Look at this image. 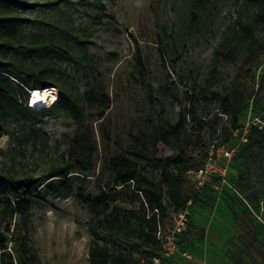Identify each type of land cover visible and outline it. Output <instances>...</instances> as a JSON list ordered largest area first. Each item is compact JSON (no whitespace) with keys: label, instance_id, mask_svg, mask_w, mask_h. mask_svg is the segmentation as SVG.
Returning a JSON list of instances; mask_svg holds the SVG:
<instances>
[{"label":"rangeland","instance_id":"1","mask_svg":"<svg viewBox=\"0 0 264 264\" xmlns=\"http://www.w3.org/2000/svg\"><path fill=\"white\" fill-rule=\"evenodd\" d=\"M50 1L27 0L25 24L56 22L68 29V37L89 36L75 81L80 91L93 87L108 95L111 106L98 120L99 108L84 105L81 123L62 110L48 112L24 128L31 132L23 141L14 138L20 129L9 127L0 137V166L43 179L67 160L69 143L78 137L76 156L89 159V170L75 180V188L94 195L112 184L107 161L137 145L136 138L157 156L171 154L173 142L159 140L153 146L152 139L162 126L175 123L180 112L189 113L181 137L200 166L213 143L214 150L223 145L232 156L216 163L226 170L225 186H220L216 168H206L207 179L196 202L188 204L186 226L176 239L179 252L163 262L264 264V53L251 67L254 83L240 86L253 95L235 124L218 114L216 101L198 97L203 88L221 93L236 88L232 80L246 44L243 25L264 36L263 0H60L47 5ZM46 88L56 98V88ZM199 120L204 122L201 130ZM252 141L257 144L250 147ZM159 173L146 167L143 175ZM188 179L193 185V172ZM131 194L121 191L116 204L137 206L127 201ZM91 216L75 192L35 202L30 237L41 263L90 264L86 222Z\"/></svg>","mask_w":264,"mask_h":264},{"label":"trees","instance_id":"2","mask_svg":"<svg viewBox=\"0 0 264 264\" xmlns=\"http://www.w3.org/2000/svg\"><path fill=\"white\" fill-rule=\"evenodd\" d=\"M26 1L0 0V137L7 135L9 127H14L20 129L14 138L23 141L31 132V129L24 130L25 127H33L48 112L56 110L68 113L81 123L82 107L86 104L99 108L97 119L103 120L111 106L108 95L93 87L80 91L74 77L86 58L84 46L89 36L68 37V29L56 22L43 27L34 21L25 24L27 20L22 17V11ZM58 1L47 5H57ZM242 36L246 44L232 80L236 88L226 93L203 88L198 94L204 100L216 101L218 114L229 116L232 124L238 121L245 101L253 95L250 89H240V86L247 81L254 83L251 67L264 53V36L259 37L251 25H243ZM47 86L57 90L54 101L46 107L30 106L31 90ZM188 116L189 113L180 112L175 123L162 126L152 139L153 146L159 140L166 144L173 142L175 148L171 154L157 156L136 138L137 145L124 148V153L107 161L112 184L100 187L94 195L85 194L82 187L75 188V180L89 170V159L76 156L80 149L78 137L69 143L67 160L49 170L43 179L18 175L0 166V264H42L31 245L33 205L73 192L92 212L86 222L91 236L90 264H147L159 256L157 230L167 233L173 227L169 213L183 210L188 203L194 204L198 197L188 175L200 164L187 152L190 143H184L181 137ZM203 124V120L198 121V130ZM252 131L255 128L249 131V138ZM256 144L252 141L250 147ZM1 152L0 148V155ZM146 167L159 169L158 177H145ZM124 189L131 190L132 196L127 201L137 206L116 204L118 194ZM135 252L140 256H135Z\"/></svg>","mask_w":264,"mask_h":264},{"label":"built area","instance_id":"3","mask_svg":"<svg viewBox=\"0 0 264 264\" xmlns=\"http://www.w3.org/2000/svg\"><path fill=\"white\" fill-rule=\"evenodd\" d=\"M214 148L215 145L213 143L210 145V148L206 152L203 166H200L197 170L193 172L195 176V181L192 186L193 189L197 192L200 190L204 181L207 179L206 168H208L209 166L217 169L218 171L217 173L220 179L219 180L220 186L223 185L225 186L227 184L225 168L224 167L217 168L216 163L219 162L220 160H224V161L229 160L232 156V150H228L223 145H220L215 150ZM188 204L183 210L177 213L175 212L169 213V216L173 222V227L167 233H162L159 229L157 230L155 236L158 242L160 243L161 253L159 256H155L151 258L147 264H163L164 258H168L170 256L176 255L179 252L176 245V239L183 232L186 226L187 216H188ZM154 212L156 214L158 213L156 209L154 210ZM182 256L188 258V255L186 253H182ZM202 264H206V263H202Z\"/></svg>","mask_w":264,"mask_h":264},{"label":"bare ground","instance_id":"4","mask_svg":"<svg viewBox=\"0 0 264 264\" xmlns=\"http://www.w3.org/2000/svg\"><path fill=\"white\" fill-rule=\"evenodd\" d=\"M55 99L52 88L33 89L29 93V102L33 107L49 105Z\"/></svg>","mask_w":264,"mask_h":264}]
</instances>
